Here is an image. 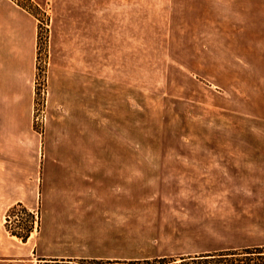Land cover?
<instances>
[{"label": "rangeland", "instance_id": "rangeland-1", "mask_svg": "<svg viewBox=\"0 0 264 264\" xmlns=\"http://www.w3.org/2000/svg\"><path fill=\"white\" fill-rule=\"evenodd\" d=\"M235 11L234 0H48L31 12L34 128H53L50 144L76 150V166L110 175L112 205L122 197L128 216V261L224 253L200 249L216 247L245 206L232 175L264 130L251 77L235 69L239 2ZM14 214L12 229L32 222ZM231 252L233 263L259 256Z\"/></svg>", "mask_w": 264, "mask_h": 264}, {"label": "crops", "instance_id": "crops-1", "mask_svg": "<svg viewBox=\"0 0 264 264\" xmlns=\"http://www.w3.org/2000/svg\"><path fill=\"white\" fill-rule=\"evenodd\" d=\"M32 2L44 8L48 0ZM238 2L235 69L251 77L249 103L259 109L255 117L263 133L264 0H234L236 15ZM242 13L248 18L241 19ZM39 30L35 14L14 0H0V264L128 260V216L120 206L122 197H115L112 205L110 175L106 170L99 174L97 163L82 164L89 169L81 170L76 150L50 144L53 128L44 134L34 128ZM56 119H51L53 127L60 124L62 129L67 123ZM257 145L248 148L239 174L234 169L232 175L241 185L245 206L228 218L217 246L200 251L264 247V140ZM16 204L38 217L26 242L6 228L8 212Z\"/></svg>", "mask_w": 264, "mask_h": 264}, {"label": "trees", "instance_id": "trees-1", "mask_svg": "<svg viewBox=\"0 0 264 264\" xmlns=\"http://www.w3.org/2000/svg\"><path fill=\"white\" fill-rule=\"evenodd\" d=\"M20 6L28 10L29 12H33V9L35 7V4L32 2V0H15ZM24 213L27 215V220L32 219V222L26 223L22 226V230H15L12 229L8 218L10 217V214L14 213ZM35 219V216L33 213H31L25 206L22 204H16L14 205L8 212V217L6 221V228L8 231L12 234L20 238L22 241L26 242L28 238L30 237L31 233L34 230V223L33 220ZM255 250V251H253ZM246 255H251L255 252L259 255L256 259L255 264H264V247L262 248H253V249H245ZM240 253L236 252H224V253H218V254H208L203 255L201 257H181L180 260L174 259V258H168V257H162V258H155L153 260L150 259H144V260H89V259H79V260H62V261H53L47 264H197L200 262V264H252L251 262L253 259H246L241 260L240 263H233L231 260H226V258H229V256H236ZM225 259V260H223ZM190 260V263H187V261ZM180 261V262H179Z\"/></svg>", "mask_w": 264, "mask_h": 264}, {"label": "built area", "instance_id": "built-area-1", "mask_svg": "<svg viewBox=\"0 0 264 264\" xmlns=\"http://www.w3.org/2000/svg\"><path fill=\"white\" fill-rule=\"evenodd\" d=\"M19 215H21V214H19V213H16V214H14V217H16V218H18V216ZM23 215V214H22ZM11 222H10V217H9V224H10ZM10 226H11V224H10ZM16 229V228H15Z\"/></svg>", "mask_w": 264, "mask_h": 264}]
</instances>
